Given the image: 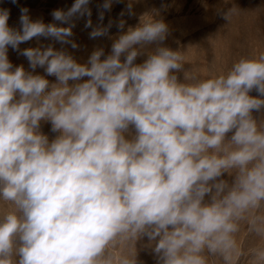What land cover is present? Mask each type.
<instances>
[{"label":"clouds","instance_id":"obj_1","mask_svg":"<svg viewBox=\"0 0 264 264\" xmlns=\"http://www.w3.org/2000/svg\"><path fill=\"white\" fill-rule=\"evenodd\" d=\"M90 2L50 23L22 7L18 29L0 8V264H114L113 249L138 243L156 264H237L242 224L264 239V53L201 80L165 44L158 11L125 30L103 23L114 0L95 24ZM218 11L229 22L235 9ZM82 18L89 39L112 40L83 63L69 51ZM249 254L264 264V245Z\"/></svg>","mask_w":264,"mask_h":264},{"label":"rangeland","instance_id":"obj_2","mask_svg":"<svg viewBox=\"0 0 264 264\" xmlns=\"http://www.w3.org/2000/svg\"><path fill=\"white\" fill-rule=\"evenodd\" d=\"M74 0H0V8L10 10L8 24L10 27L19 28L20 9L26 7L32 19L42 18L45 23L52 22L51 12L54 9H67ZM104 0H91L92 20L98 22L99 5ZM129 0H114L111 11L105 12L104 24L111 19L118 21L123 18L126 21L125 30L128 26H135L139 17L145 13L158 11L160 17L170 27V35L165 44L173 49H180L184 56L185 69L201 80H206L221 74L226 75L233 64L241 58H255L264 53V0H133L134 15H128L127 4ZM235 9L229 22L225 21L218 10L226 11L228 8ZM124 12L121 17L120 13ZM150 15V14H148ZM147 18V16L145 17ZM85 18L76 22L73 29V39L80 45L76 50L69 47L79 62H85L95 47L102 46L106 54L110 51L112 40L108 37L89 39L91 29L84 27ZM111 36L118 34V29L113 24L110 29ZM40 43H51L41 39ZM37 41L33 39L21 45V48L36 47ZM59 48L61 45L56 44ZM9 59L14 65L23 64L28 68V62L17 52L9 48ZM139 62V60H138ZM37 73L43 74L44 70L37 68ZM182 79L183 74H180ZM54 81V77H48ZM250 95L257 96L253 90ZM257 118L260 113H255ZM50 123L42 124V131L49 135L50 139L55 135L50 131ZM230 135V134H229ZM226 179H230L225 175ZM8 206L0 204V211L7 210ZM264 212V209L261 210ZM237 242L244 253L237 264H252L251 249L264 245V239L249 233L247 225L242 224L237 234ZM142 243H146V238ZM137 251V264H156V259L150 249L142 248L141 243L137 249L132 246H118L112 250L114 264H119L122 257H133ZM209 264H223L220 257H209Z\"/></svg>","mask_w":264,"mask_h":264}]
</instances>
